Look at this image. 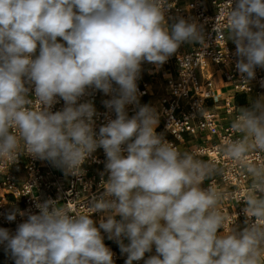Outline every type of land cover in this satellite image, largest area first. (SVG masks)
Returning <instances> with one entry per match:
<instances>
[{
  "label": "clouds",
  "instance_id": "9594fccd",
  "mask_svg": "<svg viewBox=\"0 0 264 264\" xmlns=\"http://www.w3.org/2000/svg\"><path fill=\"white\" fill-rule=\"evenodd\" d=\"M167 9L164 0H0V160L26 153L76 175L102 148L107 174L87 214L48 198L15 234L0 228L14 264H115L102 233L125 264H264V162H245L250 149L264 151V96L240 107L231 124L240 136L221 149L251 177L243 227L228 233L213 179L222 169L157 133V110L139 104L144 62L158 69L183 44L206 39L203 25ZM226 19L236 69L249 83L264 68V0H230ZM95 91L111 97L103 104L115 113L98 131L93 101L81 102Z\"/></svg>",
  "mask_w": 264,
  "mask_h": 264
},
{
  "label": "built area",
  "instance_id": "2783aa9c",
  "mask_svg": "<svg viewBox=\"0 0 264 264\" xmlns=\"http://www.w3.org/2000/svg\"><path fill=\"white\" fill-rule=\"evenodd\" d=\"M164 3L168 7L166 16L193 19L203 25L206 39L203 45L183 44L158 69L144 62L137 81L139 104H148L157 110L160 116L157 133H163L180 151L195 150L204 159L216 161L222 169V174L213 179L222 193L219 208L226 218L222 232L228 233L243 227L244 200L250 192L251 177L221 149L226 142L240 136L231 129L240 107H247L252 100L264 96V68H256L255 77L249 83L241 82L235 66L236 47L230 40L226 19L230 0H164ZM110 98L95 91L81 100L93 101L98 113L97 131L106 123V116L115 118V113H109L103 104ZM29 99L33 101L31 107H38L34 95ZM63 106L60 100L52 111ZM126 110L132 116L137 106L129 104ZM93 156L95 159L89 158L82 165L83 171L77 170L76 175H66L48 161L34 159L26 153L16 163L0 160V228L15 234L27 214L38 213L36 203L48 198H59V204L67 206L72 214H87L92 193L103 192L106 185L101 180L107 179V174L101 175L106 159L103 149H97ZM245 162L257 165L264 162V151L250 149ZM211 182L206 180L204 186ZM14 211L16 218L9 221L7 216ZM20 212L25 215L21 216ZM100 216L94 213L92 218L98 222ZM102 235L105 245L114 253L115 264H125L127 257L121 254L118 244ZM152 254L155 250L146 253L145 259ZM0 264H14L4 244H0ZM133 264H143V260Z\"/></svg>",
  "mask_w": 264,
  "mask_h": 264
},
{
  "label": "rangeland",
  "instance_id": "374dc122",
  "mask_svg": "<svg viewBox=\"0 0 264 264\" xmlns=\"http://www.w3.org/2000/svg\"><path fill=\"white\" fill-rule=\"evenodd\" d=\"M209 70H211V67H209ZM153 250H155V249H153Z\"/></svg>",
  "mask_w": 264,
  "mask_h": 264
}]
</instances>
